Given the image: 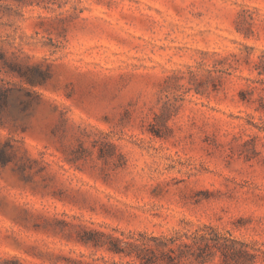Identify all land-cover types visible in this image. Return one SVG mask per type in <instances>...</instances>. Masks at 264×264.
<instances>
[{"label": "rangeland", "instance_id": "rangeland-1", "mask_svg": "<svg viewBox=\"0 0 264 264\" xmlns=\"http://www.w3.org/2000/svg\"><path fill=\"white\" fill-rule=\"evenodd\" d=\"M0 89V264L264 250V0H0Z\"/></svg>", "mask_w": 264, "mask_h": 264}, {"label": "trees", "instance_id": "trees-1", "mask_svg": "<svg viewBox=\"0 0 264 264\" xmlns=\"http://www.w3.org/2000/svg\"><path fill=\"white\" fill-rule=\"evenodd\" d=\"M6 96V92L0 89V100L6 99ZM92 234L102 235L98 232ZM106 237L109 240V251L135 256L140 264H207L218 255V264H264V250L256 249L255 245L244 241L222 236L215 231L184 234L180 237H152L146 242H124L111 235ZM85 242L100 245L95 238H87Z\"/></svg>", "mask_w": 264, "mask_h": 264}]
</instances>
